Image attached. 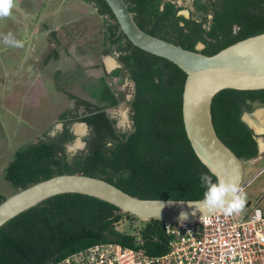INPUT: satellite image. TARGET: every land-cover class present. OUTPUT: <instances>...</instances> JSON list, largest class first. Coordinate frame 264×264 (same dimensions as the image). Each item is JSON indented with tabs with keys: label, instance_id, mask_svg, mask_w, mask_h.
<instances>
[{
	"label": "trees",
	"instance_id": "1",
	"mask_svg": "<svg viewBox=\"0 0 264 264\" xmlns=\"http://www.w3.org/2000/svg\"><path fill=\"white\" fill-rule=\"evenodd\" d=\"M82 1L92 4L104 20L103 50L118 52L121 67L89 84L79 83L94 101L66 89L82 77L80 69L65 77L56 70V89L74 100V106L59 115L63 132L55 139L48 134L16 147L2 170L3 178L14 192L53 175L81 173L104 179L140 198H203L200 175L211 173L195 154L184 130L182 90L186 74L171 61L135 46L120 30L105 0ZM125 2L145 32L190 50L201 42L200 52L206 55L264 32V0H193L194 10L188 16L178 13L182 7L177 0ZM51 56L56 58L57 51ZM113 76L118 77L117 84L126 76L134 84L132 98L127 100L128 130H118L117 118L107 115L125 100V92L108 82L107 77ZM258 105H264V89L225 88L212 100L217 135L244 161L256 158L259 150L253 130L241 117ZM74 121L85 122L89 130L83 136L86 148L69 163L64 146L75 137L69 127ZM108 141L111 147L106 146ZM4 198L0 193V202ZM123 218L129 224L140 220L139 228L116 230L114 223ZM107 241L142 246L151 255L167 250L162 221L141 220L96 197L68 192L53 195L0 226V264H49Z\"/></svg>",
	"mask_w": 264,
	"mask_h": 264
},
{
	"label": "rangeland",
	"instance_id": "2",
	"mask_svg": "<svg viewBox=\"0 0 264 264\" xmlns=\"http://www.w3.org/2000/svg\"><path fill=\"white\" fill-rule=\"evenodd\" d=\"M177 1L181 12L191 11L189 0ZM104 24L95 7L82 0H14L11 15L0 18V193L5 197L14 193V188L3 178L2 170L15 148L44 138L60 122V113L74 106L73 99L56 89L55 71L65 77L80 69L82 77L66 85V89L94 101L81 84H89L117 66L113 50L102 52ZM52 32H56L55 35ZM9 33L23 46L5 44L4 37ZM55 50L56 58L51 56ZM108 59L112 60L111 66L106 62ZM108 82L114 89L125 92V100L109 112H114L117 120L122 114L126 115L124 126H128L131 82L124 78L117 84V77ZM262 110H255L257 114L260 112V118ZM76 127L83 133V139V128ZM257 140L263 144L262 136ZM263 165L264 156L254 163H244V179L252 177ZM263 189L264 171L243 191L246 202ZM261 207L264 210V199ZM132 223L123 218L117 227L133 231L140 220Z\"/></svg>",
	"mask_w": 264,
	"mask_h": 264
},
{
	"label": "water",
	"instance_id": "3",
	"mask_svg": "<svg viewBox=\"0 0 264 264\" xmlns=\"http://www.w3.org/2000/svg\"><path fill=\"white\" fill-rule=\"evenodd\" d=\"M105 1L120 30L135 46L171 61L184 71L186 77L182 90V120L186 136L195 154L208 169L239 187L244 178L245 161L217 135L212 121L211 104L215 94L225 88L264 89V32L206 55L200 52L203 48L201 42L196 44L195 50H190L142 30L133 19L125 0ZM179 14L188 16L189 11H179ZM258 109H264V105L255 110ZM255 110L244 112L241 119L253 130L257 139L264 133V124L256 118ZM245 115L250 116L256 125L248 121ZM76 125L82 126L85 133L88 129L85 122L74 123L75 139L81 138L83 134L76 130ZM68 192L96 197L114 205L119 212H127L141 220L187 221L203 216L194 204H190L203 198H140L99 177L62 173L20 188L5 197L0 202V226L51 196ZM248 205L249 201L246 202V206ZM181 213H186L187 218H182Z\"/></svg>",
	"mask_w": 264,
	"mask_h": 264
},
{
	"label": "built area",
	"instance_id": "4",
	"mask_svg": "<svg viewBox=\"0 0 264 264\" xmlns=\"http://www.w3.org/2000/svg\"><path fill=\"white\" fill-rule=\"evenodd\" d=\"M262 157L259 153L246 162L254 163ZM263 171L264 165L252 177L243 178L239 189L243 192ZM263 199L264 189L247 200L249 205L245 203L238 214L228 215L217 210L195 220L162 221L167 250L159 255L147 253L142 246L107 241L49 264H264ZM117 223H114L115 229L121 230Z\"/></svg>",
	"mask_w": 264,
	"mask_h": 264
},
{
	"label": "clouds",
	"instance_id": "5",
	"mask_svg": "<svg viewBox=\"0 0 264 264\" xmlns=\"http://www.w3.org/2000/svg\"><path fill=\"white\" fill-rule=\"evenodd\" d=\"M13 5L14 0H0V18L11 15V9ZM4 43L16 47L23 46L22 42L12 37L11 33L4 37ZM114 55H118V53ZM107 115L109 119L116 117L114 112H109ZM126 121L127 116L122 114L117 120V129L128 130L124 129V124ZM62 132L63 122H58L49 132V135L51 138L55 139L56 136ZM106 146L111 147V141L106 142ZM64 147L68 162L70 163L78 151L86 148V142L82 138L78 137L74 141L66 143ZM258 149L264 151V144L258 143ZM209 173H211V175L208 173H202L200 175L201 186L205 189L203 192V199L196 203L190 204H194L195 208L203 213V216L217 210L223 211L228 215L240 213L244 209L246 203V197L242 190H240L235 183L217 176V174L212 169H209ZM213 176H216L215 181H213ZM180 215L184 219L187 218L186 213H181Z\"/></svg>",
	"mask_w": 264,
	"mask_h": 264
},
{
	"label": "flooded vegetation",
	"instance_id": "6",
	"mask_svg": "<svg viewBox=\"0 0 264 264\" xmlns=\"http://www.w3.org/2000/svg\"><path fill=\"white\" fill-rule=\"evenodd\" d=\"M190 1V3H191V5H192V9H191V11H193L194 10V6H193V0H189ZM177 4L179 5V2L177 1ZM179 13V12H178ZM189 13H190V11H189ZM183 15V14H182ZM106 47H109V46H106ZM103 49H104V46H103ZM104 54L105 53H108V51L107 52H105L104 50L102 51ZM116 53H118V52H116V51H114V54H116ZM113 58H115V65H117V66H115L116 68H118V67H121V62H119V60H118V55H114V57ZM110 60V59H109ZM111 61V63H112V60H110ZM115 67H114V69H115ZM113 70V69H112ZM111 70V71H112ZM110 71V72H111ZM110 72H107L108 74L110 73ZM111 78H116V77H107V80L109 81V79H111ZM118 78V77H117ZM125 78H127L128 79V81H130L131 82V85H132V92H133V88H134V85H133V82H132V80H130L127 76L125 77ZM130 98H132V93H131V97ZM130 98L128 99V100H130ZM259 106V105H258ZM257 106V107H258ZM262 106V105H261ZM256 108H254L251 112H253L254 110H255ZM129 111V110H128ZM60 122H62V121H60ZM75 122V121H74ZM74 122H72V123H70V125H69V127H70V129H71V131L74 133V129H73V124H74ZM131 127V122L129 123V125L128 126H124V129H127V128H130ZM88 130L89 129H87V131H86V133H84L85 135L88 133ZM76 136V135H75ZM82 136V135H81ZM259 136H262L263 137V144H264V133L263 134H261V135H259ZM82 138V137H81ZM74 139H75V137H74ZM74 139H73V141H74ZM257 140V139H256ZM257 144H258V141H257ZM259 150V149H258ZM259 153H260V150H259ZM260 154H262L263 156H264V151H262Z\"/></svg>",
	"mask_w": 264,
	"mask_h": 264
},
{
	"label": "bare ground",
	"instance_id": "7",
	"mask_svg": "<svg viewBox=\"0 0 264 264\" xmlns=\"http://www.w3.org/2000/svg\"><path fill=\"white\" fill-rule=\"evenodd\" d=\"M107 64L109 65V66H111L112 65V63H111V61L108 59L107 61ZM259 110V109H258ZM259 112V111H258ZM258 114H260V112L258 113ZM258 114L255 112V115L257 116V118H259L258 120H261V123H263L264 124V110H262V112H261V118L258 116ZM246 119H247V117L249 118V120L248 121H250V120H252L253 122H254V120L252 119V118H250V116H248V115H245L244 116ZM255 123V122H254ZM256 125V124H255ZM79 127H81L82 128V126H80V125H78ZM78 128L76 127V130H77ZM78 131V130H77Z\"/></svg>",
	"mask_w": 264,
	"mask_h": 264
}]
</instances>
